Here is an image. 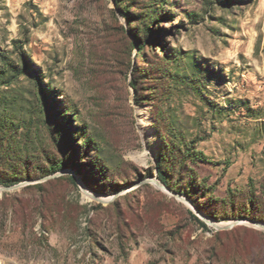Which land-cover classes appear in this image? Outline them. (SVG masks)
Returning <instances> with one entry per match:
<instances>
[{"label":"rangeland","instance_id":"obj_1","mask_svg":"<svg viewBox=\"0 0 264 264\" xmlns=\"http://www.w3.org/2000/svg\"><path fill=\"white\" fill-rule=\"evenodd\" d=\"M18 185L0 264H264V0H0Z\"/></svg>","mask_w":264,"mask_h":264},{"label":"trees","instance_id":"obj_2","mask_svg":"<svg viewBox=\"0 0 264 264\" xmlns=\"http://www.w3.org/2000/svg\"><path fill=\"white\" fill-rule=\"evenodd\" d=\"M124 16L126 18H130L129 17L130 15L128 13H125ZM143 47H144V45L139 43L137 45L138 51L141 52L143 50ZM64 169H65V165L64 164L59 165V166H55V167H50V174L49 175H54L56 173H59V172L63 171ZM160 180L162 181L163 184H166L163 176H160ZM200 223H201V225L203 227H206L207 228V226L203 222H200Z\"/></svg>","mask_w":264,"mask_h":264},{"label":"water","instance_id":"obj_3","mask_svg":"<svg viewBox=\"0 0 264 264\" xmlns=\"http://www.w3.org/2000/svg\"><path fill=\"white\" fill-rule=\"evenodd\" d=\"M62 173H60L59 175H61ZM21 185H18V186H14V187H10V188H0V191H9V190H15L17 188H19ZM162 186V185H161ZM237 224V223H236ZM234 225V224H233ZM233 225H227V226H224V227H220L218 225H215L214 226L218 229V230H228L230 228L233 227ZM262 228L264 229V226H262Z\"/></svg>","mask_w":264,"mask_h":264},{"label":"bare ground","instance_id":"obj_4","mask_svg":"<svg viewBox=\"0 0 264 264\" xmlns=\"http://www.w3.org/2000/svg\"><path fill=\"white\" fill-rule=\"evenodd\" d=\"M148 137H149V138L152 137V136H151V133H148ZM155 140H156V139H155ZM92 196H94V195H89V197H92ZM222 225H231V223H230V222H226V223H223V224L218 225V226L223 227ZM261 228H262V226H261Z\"/></svg>","mask_w":264,"mask_h":264}]
</instances>
